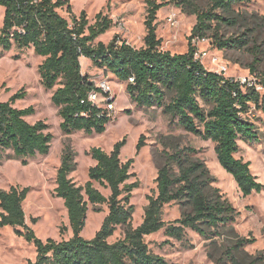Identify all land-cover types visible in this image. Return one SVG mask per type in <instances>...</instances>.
<instances>
[{
	"label": "trees",
	"instance_id": "16d2710c",
	"mask_svg": "<svg viewBox=\"0 0 264 264\" xmlns=\"http://www.w3.org/2000/svg\"><path fill=\"white\" fill-rule=\"evenodd\" d=\"M251 1L207 0L206 7L201 8L197 0H146L143 46L136 49L118 37L107 44L95 43L110 30L112 20L98 13L89 25L83 12L79 17L72 14L68 0H0V53L12 47L31 48L43 58L38 66L40 84L46 90L58 86L51 103L61 118L60 130L64 135L77 131L100 135L110 121L106 113L87 101L96 88L81 71L80 59L89 60L94 68L125 83V92L136 108H161L185 132L213 143L219 166L232 177L242 196L247 197L259 193L263 186L251 174L249 163L234 155L238 140L250 142L257 138L248 114L253 107L264 115V73L258 81L262 92L245 89L234 79L204 69L194 59L196 48L191 42L210 38L219 50L245 46L247 41L243 37L223 38L215 28L236 26L239 11L234 8ZM169 5L196 19L187 52L183 54L161 50V40L156 36V14ZM64 8L70 15L68 20L58 12ZM256 61L250 66L253 72ZM24 97L25 93L18 91L6 102L0 100V164L12 157L22 158L24 164L26 158L49 152L52 136L46 132L47 125L25 120L33 115L32 107H14ZM124 144L125 140L115 143L109 153L92 148L88 154L95 164L88 169L87 181L79 186L69 178L76 168L75 154L69 145L65 146L56 171L54 193L66 210L72 232L68 240L43 242L26 225L22 204L29 188L0 190V227L13 228L17 236L35 248L36 259L27 264H168L149 249L145 237L162 230L167 238L181 242L186 230H190L211 241L233 222L234 209L213 188L214 179L205 165L191 159L193 150L182 149L165 153L163 163L157 167L155 193L147 198L142 222L133 228L134 207L130 198L138 183H128L132 160L121 161ZM142 146L141 136L137 149ZM95 184L107 190L108 197ZM170 203L184 210L177 220L165 223L162 209ZM103 205L107 206V215L99 230L90 240L83 239L80 234L88 208L100 212ZM118 227L123 230L122 237L108 242ZM254 241L240 239L223 256L229 264H264V256L246 263L239 257L240 250ZM219 262L220 259L214 261Z\"/></svg>",
	"mask_w": 264,
	"mask_h": 264
},
{
	"label": "rangeland",
	"instance_id": "374dc122",
	"mask_svg": "<svg viewBox=\"0 0 264 264\" xmlns=\"http://www.w3.org/2000/svg\"><path fill=\"white\" fill-rule=\"evenodd\" d=\"M169 0H156L157 3ZM71 12L79 17L83 12L89 25L94 23L98 13L112 20V27L96 42L107 44L113 37H118L130 46L139 49L143 46L145 36L144 21L146 17V0H68ZM205 8L207 0H197ZM239 11L236 26L215 28L223 38L243 37L247 44L240 49L219 50L214 47L212 39L193 40L196 53L206 51L207 56L200 60L207 71H216V65L226 68L225 78L238 80L248 78L258 84L264 73V0H252L249 4L235 7ZM66 18L70 15L66 9L58 11ZM196 23L195 16L181 12L179 8L169 5L161 8L156 14V36L161 40V50L171 54L187 52L188 37ZM2 11L0 9V28ZM215 24L212 25V28ZM211 36V35H208ZM257 49L259 53H254ZM257 55L255 58L254 56ZM212 59H215L214 63ZM254 59L256 63L251 71ZM43 58L36 56L33 50H18L14 47L0 53V100L6 102L18 91L25 97L14 104L16 109L32 107L33 115L25 120L34 124L42 121L47 125L46 132L51 134L52 142L47 155H36L26 158H5L0 164V190L10 187L29 188L22 207L26 225L35 236L45 242L68 240L72 232L68 225L63 201L54 193L56 171L66 145L73 150L76 163L75 170L69 178L76 185L87 181L88 169L94 166L89 156L92 148H99L109 153L114 144L125 140L120 151L124 163L132 160L128 183L137 182L138 188L131 193L130 204L134 207L131 225L136 228L142 222L147 198L155 193L157 167L163 163L165 153L182 149L193 150L191 159L201 161L214 179L213 188L225 198L234 209V220L229 227L220 230L222 235L211 241H205L196 233L186 230L181 242L164 236L163 231L145 237L149 249L165 259L168 264H229L224 252L240 239H254V243L245 245L239 257L247 262L256 256H264V115L251 107L248 114L255 125L257 138L250 142L237 141L235 158L249 163L251 174L263 186L259 193L243 197L232 177L219 166L214 152V144L185 132L171 118L162 113L161 108H136L125 92V83L118 82L111 74L94 68L91 63H81V71L91 80L106 79L115 96V111L100 135H86L83 131L64 135L60 130L61 118L51 103L52 93L57 89L46 90L42 87L38 75V66ZM259 86V85H257ZM168 100V98H166ZM143 146L137 149L140 137ZM226 174L228 176H226ZM108 197L109 192L97 184L94 185ZM89 207L85 226L80 236L90 240L99 230L107 215V206L99 207L100 212ZM184 209L170 203L162 209V220H177ZM123 235L118 227L108 242H113ZM168 241V243H164ZM210 256V257H209ZM36 259L33 244L15 234L11 227H0V264H27Z\"/></svg>",
	"mask_w": 264,
	"mask_h": 264
},
{
	"label": "built area",
	"instance_id": "2783aa9c",
	"mask_svg": "<svg viewBox=\"0 0 264 264\" xmlns=\"http://www.w3.org/2000/svg\"><path fill=\"white\" fill-rule=\"evenodd\" d=\"M207 56L206 51H202L199 53H194V59L200 60ZM215 63L216 60L212 59ZM201 63V62H200ZM213 72V71H212ZM226 72V68L222 66L216 65V71L214 73H217L219 75H223V73ZM96 88L95 92H92L88 95L87 101L91 103L93 106L101 109L104 113H106V116L108 118H111V114L115 111L114 106V100L115 96L112 94V90L110 88V85L106 79H100L98 81L91 80ZM238 83L243 86L245 89L248 88H254L257 92H262V88L260 86H257L258 84H254L250 79L248 78H239ZM83 103V102H82Z\"/></svg>",
	"mask_w": 264,
	"mask_h": 264
},
{
	"label": "crops",
	"instance_id": "0c3cea01",
	"mask_svg": "<svg viewBox=\"0 0 264 264\" xmlns=\"http://www.w3.org/2000/svg\"><path fill=\"white\" fill-rule=\"evenodd\" d=\"M1 9V11H2V14H3V9L2 8H0ZM82 62H85V63H89L90 64V62H89V60H87V59H85V58H81L80 59V63H82ZM95 164V163H94Z\"/></svg>",
	"mask_w": 264,
	"mask_h": 264
},
{
	"label": "bare ground",
	"instance_id": "6f19581e",
	"mask_svg": "<svg viewBox=\"0 0 264 264\" xmlns=\"http://www.w3.org/2000/svg\"><path fill=\"white\" fill-rule=\"evenodd\" d=\"M226 176H228L227 174H226ZM230 177V176H229Z\"/></svg>",
	"mask_w": 264,
	"mask_h": 264
}]
</instances>
